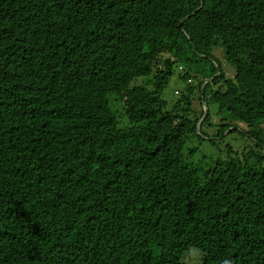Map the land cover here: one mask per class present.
Segmentation results:
<instances>
[{"label":"trees","instance_id":"1","mask_svg":"<svg viewBox=\"0 0 264 264\" xmlns=\"http://www.w3.org/2000/svg\"><path fill=\"white\" fill-rule=\"evenodd\" d=\"M190 249L264 264V0H0V264Z\"/></svg>","mask_w":264,"mask_h":264},{"label":"rangeland","instance_id":"2","mask_svg":"<svg viewBox=\"0 0 264 264\" xmlns=\"http://www.w3.org/2000/svg\"><path fill=\"white\" fill-rule=\"evenodd\" d=\"M214 55L220 59L223 65V69L227 76L232 77L234 75V69L226 63L223 59L221 50H214ZM183 70L180 68H175L174 76L172 77L168 87L164 90L163 98H166L167 101L172 104L174 100H176L181 91L183 90V82L180 77L183 75ZM207 108L204 106V112H206ZM209 134H214L212 131H207ZM245 139V137H243ZM237 136L235 133H227L225 132L224 136L216 137V142L214 146L206 144V141H202L203 144L199 145V151L195 157V160H199L201 157H207V160H216L218 158H223L225 156V150L227 145H230L234 148H237L244 142V139ZM246 140V139H245ZM195 144H198V141H195ZM196 163V162H195ZM199 262L198 252L194 249H190L187 251L183 257V264H195Z\"/></svg>","mask_w":264,"mask_h":264}]
</instances>
